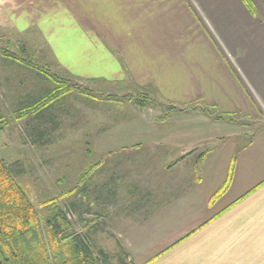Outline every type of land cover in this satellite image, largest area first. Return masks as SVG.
I'll return each instance as SVG.
<instances>
[{
    "label": "crops",
    "instance_id": "crops-1",
    "mask_svg": "<svg viewBox=\"0 0 264 264\" xmlns=\"http://www.w3.org/2000/svg\"><path fill=\"white\" fill-rule=\"evenodd\" d=\"M254 3L0 0L16 30L52 48L66 78L105 80L181 111L210 108L167 119L169 130L138 108L127 129L95 137L105 180L94 203L117 207L122 192L115 221L130 226L119 237L149 240L152 264H264V127L238 146L233 138L245 136L223 126L264 115V6ZM199 142L215 145L188 152ZM232 159L227 191L210 202Z\"/></svg>",
    "mask_w": 264,
    "mask_h": 264
},
{
    "label": "rangeland",
    "instance_id": "rangeland-1",
    "mask_svg": "<svg viewBox=\"0 0 264 264\" xmlns=\"http://www.w3.org/2000/svg\"><path fill=\"white\" fill-rule=\"evenodd\" d=\"M252 1L264 6V0ZM37 34L36 31L19 32L9 15L0 12V159L13 171L21 173L16 175V181L40 218L53 212L50 202L57 203L65 212L71 208L68 218L74 230L87 235L95 248L109 254L111 264H119L121 258L124 264H152L155 258L150 256L147 260V248L142 246L149 240L131 238L128 233L124 238L119 237L122 229L130 226L115 221L124 201L122 192L116 200L117 207L94 203L100 193L96 190L105 180L104 167L98 164L104 163V157L94 153L95 137L101 135V128L127 129L136 120L138 108L148 120H156L161 130L173 128L167 119L178 118L181 112L192 114L189 112L192 109L200 114L205 108L192 106L181 111L162 106L156 96L133 92L105 80L83 82L66 78L54 60L52 48L42 46L41 41L36 40ZM54 76L70 81L79 89L53 102L51 111L42 110V114L50 116L45 138L49 144L33 145L28 135L31 115L27 107L56 89H63ZM135 99L147 101L145 107L136 106ZM93 109L95 113L90 111ZM16 114L23 117L18 118ZM207 115L213 114L208 111ZM233 120L234 125L223 126L232 129L234 136H245L233 138L232 143L238 146L264 127V115L252 120L241 117ZM45 126L47 128L48 124ZM214 145V142H199L188 147V152L202 153L213 149ZM80 196L84 197L82 202Z\"/></svg>",
    "mask_w": 264,
    "mask_h": 264
},
{
    "label": "trees",
    "instance_id": "trees-1",
    "mask_svg": "<svg viewBox=\"0 0 264 264\" xmlns=\"http://www.w3.org/2000/svg\"><path fill=\"white\" fill-rule=\"evenodd\" d=\"M53 78L63 89L60 87L27 107L28 113L33 116L28 130L33 145L49 144L45 138L50 119L48 114H42V110L51 111L53 102L71 94L74 89H79L70 84V81L58 76ZM146 102L134 100V104L141 108L145 107ZM209 109L205 107L203 113L207 114ZM221 119L223 116L214 117L216 121ZM46 123L47 128L43 127ZM1 124L0 119V129ZM233 171L234 159L230 163L223 186L210 202L216 201L227 191ZM16 175L21 173L13 171L0 159V264H111L109 254L103 249L95 248L87 235L74 230L68 218L71 208L65 212L58 208L57 203L50 202L53 212L40 218L26 193L18 185ZM118 261L119 264H124L122 258Z\"/></svg>",
    "mask_w": 264,
    "mask_h": 264
}]
</instances>
